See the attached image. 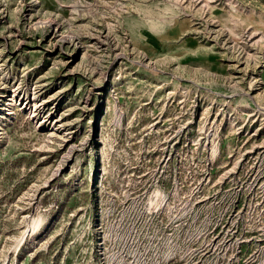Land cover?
Masks as SVG:
<instances>
[{"label": "rangeland", "instance_id": "obj_1", "mask_svg": "<svg viewBox=\"0 0 264 264\" xmlns=\"http://www.w3.org/2000/svg\"><path fill=\"white\" fill-rule=\"evenodd\" d=\"M0 264H264V0H0Z\"/></svg>", "mask_w": 264, "mask_h": 264}, {"label": "bare ground", "instance_id": "obj_2", "mask_svg": "<svg viewBox=\"0 0 264 264\" xmlns=\"http://www.w3.org/2000/svg\"><path fill=\"white\" fill-rule=\"evenodd\" d=\"M37 109V108H36ZM101 185V184H100Z\"/></svg>", "mask_w": 264, "mask_h": 264}]
</instances>
